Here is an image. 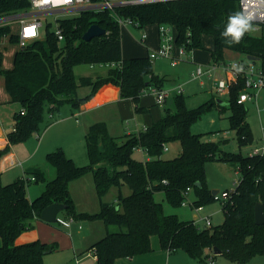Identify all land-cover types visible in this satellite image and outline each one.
<instances>
[{
    "label": "trees",
    "instance_id": "1",
    "mask_svg": "<svg viewBox=\"0 0 264 264\" xmlns=\"http://www.w3.org/2000/svg\"><path fill=\"white\" fill-rule=\"evenodd\" d=\"M30 6V0H0V15L27 10ZM114 11L138 21L141 28L171 24L176 30V44H185L190 51L204 49V37H211L213 45L209 51L214 62L224 61L225 52L232 50L259 57L264 68V25L260 34L250 31L239 44L229 45L221 35L229 15L242 12L240 0H160L119 5ZM111 13L109 9H86L76 16L59 19L64 33L62 40L48 23L44 37L16 51L14 66L9 70L1 68L0 50V73L4 75L10 101L20 104L13 114L15 130L7 132L8 142L0 149V156L9 152L11 145L39 131L46 111L53 115L65 103L79 109L107 84L117 86L120 97L133 102L135 112L150 111V107L140 105L141 97L151 88L161 89L165 78L154 73L148 53L124 57L122 28ZM94 23L105 28L106 33L84 40L83 34ZM8 32L9 26L0 27V41ZM82 64L92 67L110 64V68L105 75L78 76L75 68ZM83 87L89 91L81 95ZM243 87L244 81L240 79L230 88L227 106L220 105L216 95L217 98L213 96L190 108L184 95L178 93L175 110L165 109L164 115L145 129L120 138L110 134L105 121L93 123L85 136L88 164L77 165L63 148L57 147L46 154V161L55 171L52 179L47 180L39 167L26 170L35 177L34 181L44 182L43 190L34 199L27 195V181L32 176L9 183L0 179V264H44V256L57 249L56 243L39 238L18 243L17 239L34 220H41L42 210L54 202L67 204L65 213L75 219H101L107 226V234L91 246L97 255L96 264H115L118 258L152 251L153 236H157L162 248L181 249L196 260L207 261L215 247L228 260L240 264L264 254V223L257 224L255 219L256 204H264V155L225 151L222 141H203L202 134L191 128L207 110L216 105L227 107L231 110L230 127L235 130L239 144L252 142L248 107L238 102ZM174 140L181 143L180 153L163 159L165 144ZM137 148L143 149L150 159H137L134 156ZM209 160L230 161L241 178L229 198L222 202L224 221L201 229L194 220L166 213L155 193L163 191L172 203L182 204L186 189L194 188L196 208L215 200L207 186ZM87 174L92 175L100 198L96 213L78 211L71 197V182ZM123 186L130 188L129 194L123 193ZM112 187L119 190L116 200L104 201L103 196ZM111 225L117 229L110 230Z\"/></svg>",
    "mask_w": 264,
    "mask_h": 264
},
{
    "label": "rangeland",
    "instance_id": "2",
    "mask_svg": "<svg viewBox=\"0 0 264 264\" xmlns=\"http://www.w3.org/2000/svg\"><path fill=\"white\" fill-rule=\"evenodd\" d=\"M76 15L77 13L70 11L45 13L41 15L40 17L44 22V25L41 28V37L45 36V29L48 23H50V29L53 30L57 26V19L73 17ZM15 27L18 28L19 26L15 25ZM145 28L147 29V27ZM253 29L254 30L251 32L254 35H258L260 33L259 29L254 27ZM141 31V28H127L126 26H123L122 41L124 57L136 56V54L139 53L137 52L139 49L141 50V53H146V45L148 42L146 43V41L144 42L141 40ZM151 34L154 35V31ZM203 42L205 46L204 49H194L192 54H189L188 57L185 56V58L175 66L171 64L168 58L160 57L152 59L154 73L165 78L162 89L170 92L165 102L159 104L157 103L155 95L151 91H146L145 95H150L152 97L151 99H153L155 104H157L156 108L160 110L161 115L159 118L164 115L165 109L169 108L172 111L175 110V97L178 94L177 87L179 85L184 87L183 95L185 97L187 106L190 108H195L208 101L213 96H216V94L212 91V78H210V76H203V85L200 83V78H195L193 76L199 64H205L209 61L210 63H213L211 53L209 51V48H211L213 45L212 38L205 36ZM1 43V68L4 70L12 69L14 66L15 53L20 48V45L9 40H2ZM243 57L244 56L240 53L227 50L224 54V61H234L236 59H242ZM109 68L110 64H97L94 67L82 64L76 66L75 72L78 76L105 75ZM214 75L217 78H225L226 72L223 70V68H218L216 71H214ZM81 90V92H84L87 90V88L83 87ZM219 98L224 101V103L220 105H228L229 96L227 94L222 95ZM10 100L11 96L6 88L4 75L0 73V124L1 129L6 134L12 129V123L14 121L13 114H15V112L20 109L19 103L12 102ZM246 106L248 107L247 120L250 124L253 134V140L248 144H239L238 139L236 138L235 130L231 129L230 127L228 116L230 115L231 110L227 107L221 108L216 105L212 109L204 112L202 116L191 125L192 131L194 133H201L203 141H222L221 146L225 151L235 153L240 152L244 155H247L254 148L260 147L264 143L262 129V127H264V89H261L259 92L258 107L254 100H249L246 103ZM67 108H69V104L65 103L60 107L59 110H55L53 115H51V112L46 111L44 113V121L40 124V130L34 132L26 140L13 144V147L17 153V157L23 162L22 165L9 168L0 175V179L3 183H9L22 177H31L32 174H28L26 172V170L30 167H39L42 170L44 169V167L48 164L46 161L47 151H49L48 149H54L52 146L51 148L50 146L49 148L43 146L32 159H27V157L29 156L30 152L39 146L41 139H38L37 133L39 132L42 135L47 123L53 121L55 122L56 120H60L62 116H65L67 114ZM67 115L71 116L70 114ZM79 122L80 124L83 123V120L80 117ZM135 123L136 121L133 120L130 125L135 126ZM140 123L142 124L143 122L140 121ZM65 133L64 126H62L58 129H55L54 131H51L49 133V138H59L63 140L62 135ZM75 149L77 165L88 164L89 156L85 136L83 137V141L76 143V145H72L71 147L67 146L68 153H73ZM180 150L181 143L178 140L170 141L165 144L161 156L163 159H171L177 156L180 153ZM134 152L136 158L142 156L141 152ZM51 177H48V179ZM90 177L91 175L89 174L87 177L73 182V191L71 197L76 208L79 206L85 207L89 213H96L100 209V198L93 179ZM240 178L241 174L236 171L235 165L230 161L209 160L206 163L207 186L210 190H232L238 184ZM27 182L28 194L30 197H32V199H34L43 190L44 182L40 180L34 181L31 179H29ZM123 190L124 192H129L130 188L125 186ZM117 196L118 188L112 187L103 196V200L112 202ZM155 199L162 202L164 211L166 213L176 214L180 219L183 220L195 219L196 223L201 229L209 227V225H207L205 221L201 219L203 217L211 216L212 226L218 225L224 221L225 215L223 211V203L219 200H212L205 203L201 207L193 208L191 205L184 206L182 204L172 203L167 198L166 193L163 191L155 193ZM195 199L196 192L193 188L189 191L187 197L184 198V200L187 202H193ZM60 215L63 218L67 217L65 211H61ZM78 224L83 226L81 230H78ZM104 227V222L101 219H76L75 224L71 228V232H73L75 238L78 239L77 246L86 248L92 239H96L104 234ZM109 229L116 230L117 227L111 225ZM69 233L70 231L68 229L62 228L55 224H50L44 221H33L32 226L22 232L20 240L31 241L35 238H39L40 240L48 243H56L57 249L47 253L45 256L46 264H72L71 262L72 260L74 262L75 258H73V244ZM153 238L157 239V236H153ZM215 259L217 264H240L228 260L222 254H219ZM201 264L211 263L209 262V259H207V261H203ZM246 264H264V254L255 256Z\"/></svg>",
    "mask_w": 264,
    "mask_h": 264
},
{
    "label": "crops",
    "instance_id": "3",
    "mask_svg": "<svg viewBox=\"0 0 264 264\" xmlns=\"http://www.w3.org/2000/svg\"><path fill=\"white\" fill-rule=\"evenodd\" d=\"M159 26L160 25L153 24V25H148V26H144L141 28L142 31L147 33V38L145 41H146V43L147 42L148 43L146 45V53L145 54H147V53L149 54V51L151 49L158 46V43H159ZM126 27L128 28V27H134V26H126ZM145 27H147L148 30ZM173 29H174V32L176 34V30H175L174 26H173ZM14 30L16 32L18 30V28L15 27ZM122 30H123V27H122ZM259 30H261V29H259ZM153 31H154V35L151 34ZM148 33H150V34H148ZM149 35H150V37H149ZM147 40H149V41H147ZM12 41H14V40H12ZM1 42H2V39L0 41V50H1V44H2ZM14 42H16V41H14ZM140 51H141L140 49H139V51H137L139 53H137L136 56L145 55V54L141 53ZM193 51H194V49H193ZM193 51L190 54H192ZM133 54H135V53H133ZM242 55L244 56L242 59H245L246 57L248 58V56H245L244 54H242ZM186 57H188V55ZM170 62H171V60H170ZM256 62L261 64L260 59L257 60ZM209 63H210V61L205 63V64H209ZM201 85H203V84L201 83ZM151 90H152V88L149 89L148 91H151ZM88 91L89 90L87 88V90H85L84 92H81V95L86 94ZM212 91L214 92L213 79H212ZM183 92H184V90H183ZM183 92H182V94H183ZM145 94H146V92L142 95L141 100H140L141 106L150 107V111L145 112V113L144 112H140V113L135 112L133 102L130 99H122L120 97L119 88L115 85H112V84H107V85L103 86L96 93V95L94 97H92L86 103L82 104L79 107V109H75L69 104V108H67L66 112H67V114H70L72 117L66 114L65 116H62L60 120H56L55 122L54 121L50 122V124L44 128V133L42 134L43 136L38 132L39 133L38 139L39 140L41 139L39 146L37 148H35L32 152H30L27 159L28 158H30V159L34 158L36 153L43 146H46L47 148H49V146L51 148V146H52V148H54V149H56L57 147L63 148L66 155L68 157L72 158L75 161V163L77 164V161H76L77 157L75 155L76 149L73 151V153H68L67 146L71 147L72 145H76V143L83 141V137L86 136V132H87L89 126L95 122H98V121H105L108 124L110 134L113 136L119 137V138L126 135V134L138 133L139 131L145 129L153 121L157 120L161 115L160 110L158 108H156L157 104H155L154 100L151 99L152 97L150 95L146 96ZM219 97H221V96H219ZM257 107H258V104H257ZM79 117L83 120L82 124H80V122H79ZM133 120L136 121L135 126L130 125ZM140 121L143 123L141 124ZM54 123H56V124H54ZM12 126H13V123H12ZM62 126H64V129L66 132L64 135H62L63 140L59 139V138L50 139L49 133L51 131H54L55 129L62 127ZM85 141H86V138H85ZM7 142H8L7 134L1 129V124H0V145H1L0 149H3L7 145ZM54 149H48L49 151H47V153L54 150ZM135 151H139L142 153V156L137 157V159H139V160L150 159V156L143 149L137 148ZM134 154H135V152H134ZM22 162L23 161L19 160V158L17 157V153H16L13 145H11L9 152L4 154L3 156H0V175L3 172H5L6 170H8L9 168L15 167L17 165H22ZM51 167L52 166L48 163L43 169L45 174H46L47 180H50L55 176V171ZM87 175H89V174H87ZM87 175H85L84 177H87ZM48 177H51V178L48 179ZM84 177H82V178H84ZM90 178L93 179L92 175ZM79 179H81V178H79ZM77 180L78 179L73 180L70 184L71 195H72V191H73V187H72L73 182H75ZM124 187L125 186H123V188H122L123 193L125 195L129 194L130 191L124 192V190H123ZM27 195L30 199H32V197H30L28 194V188H27ZM109 202H111V201H109ZM182 205H184V206L191 205V207H193V202L189 201L188 204H182ZM76 209L78 211L88 212V210L85 207L79 206ZM58 215L61 216L60 213ZM70 217H72V216L67 215V217H64V218H70ZM209 217L211 218V216H209ZM72 218H74V217H72ZM34 221H44V220L36 219ZM44 222H46V221H44ZM75 222H76V219L74 218V221L72 222V224L69 227H65V226H63L57 222H55V223L47 222V223L55 224V225L60 226L62 228L68 229L70 231L69 234H70L72 244H73V258H75L74 262H73V260H72V262L70 261L72 264H96L97 263V255L95 254V252L91 248V246L96 241H98L99 239H101L102 237H104L107 234L108 228L104 224L105 225L104 234L102 236L96 238V239H92L90 244L86 248H83V247L77 246L78 239H76L73 232H71V228L75 224ZM194 222L196 223L195 219H194ZM77 228H78V230H81L83 228V226L81 224H78ZM20 237H21V235L17 239L18 243L28 242L25 240H20ZM35 239H37V238H35ZM152 247H153V250L146 252V253L138 254V255H135L133 257L118 258L116 260L115 264H201L203 262V260H196V259L189 257V255L181 249L169 251L167 249L162 248L160 246L158 238L156 239V238L152 237ZM218 255L219 254H215L214 251L210 255L215 261L214 264H217L215 258ZM45 256H44V264H46V257Z\"/></svg>",
    "mask_w": 264,
    "mask_h": 264
},
{
    "label": "built area",
    "instance_id": "4",
    "mask_svg": "<svg viewBox=\"0 0 264 264\" xmlns=\"http://www.w3.org/2000/svg\"><path fill=\"white\" fill-rule=\"evenodd\" d=\"M160 0H30L31 6L27 10L9 12L0 15V27L9 26V32L4 34L1 39L12 41L13 37H16V42L20 47H25L31 41L41 38V28L44 25L41 15L45 13L53 12H64L70 11L80 14L86 9H109L112 11L113 18L120 24L121 28L123 26H134L141 28L138 21L133 20L130 17H125L117 14L114 8L119 5L127 4H140L145 2H153ZM240 8L242 12L253 14L254 18L252 21L253 27L256 29H261L264 25V0H240ZM60 20L57 19V26L55 28V33L59 40L64 38L63 28L59 25ZM15 25H18V30L15 32ZM31 30V31H29ZM147 38V33L141 32V40L145 41ZM193 50H188L185 44H176V34L174 32L173 26L171 24H160L159 26V43L158 46L149 51V57L151 59L155 58H169L172 65L178 64L182 61L185 56L189 55ZM243 66L242 72H237L232 65ZM218 68H223L226 72V77L217 78L214 75V71ZM210 76L213 79V89L217 96L228 95L230 88L239 82L240 79L244 81V87L240 90L238 95L239 103H247L249 100H254L258 104L259 92L264 89V68L262 64L256 61L245 58L236 59L234 61H222L213 62L209 64H199L196 68L193 76L195 78H200L201 83L204 84L202 80L203 76ZM184 90L182 85L177 87V92L182 93ZM152 93L157 99V103L162 104L165 102L166 98L169 96V91L152 88ZM257 101V102H256ZM24 113V111H22ZM15 130V127L12 126ZM263 129V141H264V127ZM39 136V133H37ZM250 155H264V143L260 147L254 148ZM34 180L35 177L30 178ZM191 188H187L185 195L187 197L188 192ZM235 189V188H234ZM232 190L218 191L214 194V199L221 202L226 201ZM182 204H188L186 200ZM209 226L212 225V220L209 216L201 218ZM74 218H63L57 215L56 222L69 227ZM209 262L214 264L215 261L212 257L209 258Z\"/></svg>",
    "mask_w": 264,
    "mask_h": 264
},
{
    "label": "water",
    "instance_id": "5",
    "mask_svg": "<svg viewBox=\"0 0 264 264\" xmlns=\"http://www.w3.org/2000/svg\"><path fill=\"white\" fill-rule=\"evenodd\" d=\"M106 33L105 28L101 27L98 23L92 24L83 34V39L86 41L91 40L93 37L96 36H101ZM249 59L252 60H259V57L254 56V55H248ZM217 102L219 104H223L224 101L221 100L220 98L217 99ZM218 189H213L212 194H215L218 192ZM67 207V204L65 203H60V202H54L51 203L50 205L46 206L42 212H41V219L50 222V223H55L57 220V215L65 210ZM255 219L257 224H263L264 223V204L263 203H257L255 206ZM214 253L215 254H221V250L217 247L214 248Z\"/></svg>",
    "mask_w": 264,
    "mask_h": 264
},
{
    "label": "clouds",
    "instance_id": "6",
    "mask_svg": "<svg viewBox=\"0 0 264 264\" xmlns=\"http://www.w3.org/2000/svg\"><path fill=\"white\" fill-rule=\"evenodd\" d=\"M253 14L245 12H236L228 17L227 24L221 35L225 38V42L229 45L239 44L246 33L253 31ZM232 67L237 72L243 71V66L233 64Z\"/></svg>",
    "mask_w": 264,
    "mask_h": 264
},
{
    "label": "snow or ice",
    "instance_id": "7",
    "mask_svg": "<svg viewBox=\"0 0 264 264\" xmlns=\"http://www.w3.org/2000/svg\"><path fill=\"white\" fill-rule=\"evenodd\" d=\"M29 31H31V30H29Z\"/></svg>",
    "mask_w": 264,
    "mask_h": 264
}]
</instances>
